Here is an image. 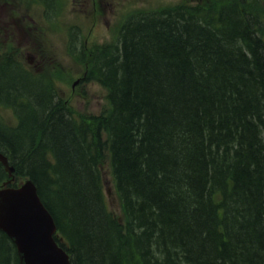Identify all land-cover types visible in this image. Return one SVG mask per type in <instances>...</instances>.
<instances>
[{
	"label": "trees",
	"instance_id": "obj_1",
	"mask_svg": "<svg viewBox=\"0 0 264 264\" xmlns=\"http://www.w3.org/2000/svg\"><path fill=\"white\" fill-rule=\"evenodd\" d=\"M244 1L178 5L131 24L120 49L96 47L86 78L107 87V114H76L51 79L0 61V104L16 116L0 120V149L71 264H264V6ZM17 261L0 232V264Z\"/></svg>",
	"mask_w": 264,
	"mask_h": 264
},
{
	"label": "rangeland",
	"instance_id": "obj_2",
	"mask_svg": "<svg viewBox=\"0 0 264 264\" xmlns=\"http://www.w3.org/2000/svg\"><path fill=\"white\" fill-rule=\"evenodd\" d=\"M13 5L5 9L0 6V32L6 29L10 34L15 35V28L20 20H29L32 22L28 30V37L17 36L19 44L23 45L26 41L22 52H31L37 62L41 61L42 68H48V62L54 73L59 76L57 92L60 97L68 101L73 112L76 114L93 113L97 114L108 108L106 101L107 91L104 87L94 82L82 84L76 87L72 93L71 82L82 72V67L78 65L66 53V38H63L62 32L67 26H77L80 29V39L84 42L83 32L89 29L90 19L94 15V8L90 11H84L83 3L88 0H60L57 12L52 21L51 27L44 24L42 11L34 0H12ZM97 8L103 9L105 14H101L99 26L94 29L96 37L93 42H102L111 36L113 23L119 20L122 13L120 9L113 10L107 7V0H96ZM119 2L117 7H121L131 2V0H113ZM182 0H132L131 9L154 10L163 6H172ZM92 6V0L90 1ZM51 19V20H52ZM106 21L108 23H106ZM70 24V25H68ZM108 25H111L109 28ZM118 26V25H114ZM42 29V32H41ZM41 32V33H40ZM9 35V33H8ZM39 36V37H38ZM15 39L16 37L13 36ZM83 52V51H81ZM72 93V94H71ZM3 119L7 123L14 122L13 116L8 111L2 112ZM103 193L105 194V204L107 209L118 218L121 217L120 202L114 190L113 179L109 164L103 167L102 175Z\"/></svg>",
	"mask_w": 264,
	"mask_h": 264
},
{
	"label": "water",
	"instance_id": "obj_3",
	"mask_svg": "<svg viewBox=\"0 0 264 264\" xmlns=\"http://www.w3.org/2000/svg\"><path fill=\"white\" fill-rule=\"evenodd\" d=\"M0 162L10 175L13 168L1 154ZM0 230L12 239L23 264H69L68 256L54 242L53 219L30 180L20 187L0 189Z\"/></svg>",
	"mask_w": 264,
	"mask_h": 264
},
{
	"label": "bare ground",
	"instance_id": "obj_4",
	"mask_svg": "<svg viewBox=\"0 0 264 264\" xmlns=\"http://www.w3.org/2000/svg\"><path fill=\"white\" fill-rule=\"evenodd\" d=\"M188 31V30H187ZM180 34V33H179ZM166 35V34H165ZM183 37V36H182ZM218 42V41H217ZM222 42V41H221ZM183 43V42H182ZM233 43V42H232ZM258 46V45H257ZM194 50V49H193ZM203 54V53H202ZM205 56V55H204ZM253 56V55H252ZM178 57V56H177ZM244 59V58H243ZM264 59V58H263ZM192 60V59H191ZM236 60V59H235ZM212 63V62H211ZM168 64V63H167ZM197 64V63H196ZM237 64V63H236ZM247 65V64H246ZM251 65V64H250ZM238 68V67H237ZM241 70V69H240ZM220 71V70H219ZM206 72V71H205ZM167 73V72H166ZM161 76V75H160ZM208 76V75H207ZM206 76V77H207ZM210 76V75H209ZM191 77V76H190ZM211 78V77H210ZM220 78V77H219ZM248 79V78H247ZM210 80V79H209ZM264 81V80H263ZM248 83V82H247ZM212 85V84H211ZM236 87V86H235ZM261 89V88H260ZM213 90V89H212ZM243 92V91H242ZM241 95V94H240ZM245 95V94H244ZM250 97V96H249ZM181 98V97H180ZM171 99V98H170ZM256 100V99H255ZM163 101V100H162ZM198 101V100H197ZM203 101V100H202ZM157 102V101H156ZM208 102V101H207ZM250 102V101H249ZM151 103V102H150ZM185 105V104H184ZM257 108V107H256ZM187 109V108H186ZM245 110V109H244ZM153 112V111H152ZM226 112V111H225ZM222 113V112H221ZM217 115V114H216ZM223 115V114H222ZM128 116V115H127ZM250 116V115H249ZM135 117V116H134ZM154 118H155V116H154ZM157 118V117H156ZM167 119V118H166ZM233 120V119H232ZM123 122V121H122ZM176 122V121H175ZM213 122V121H212ZM229 122V121H228ZM118 123V122H117ZM126 123V122H125ZM138 124V123H137ZM219 124V123H218ZM190 125V124H189ZM164 126V125H163ZM145 127V126H144ZM143 127V128H144ZM217 127V126H216ZM241 127V126H240ZM145 129V128H144ZM221 129V128H220ZM245 129V128H244ZM158 130V129H157ZM229 130V129H228ZM113 131H114V129H113ZM177 131V130H176ZM203 131H205V129L203 130ZM218 131V130H217ZM221 134V133H220ZM250 134V133H249ZM138 135V134H137ZM158 135V134H157ZM176 135V134H175ZM209 135V134H208ZM220 136H222V135H220ZM236 136H238V135H236ZM121 137V136H120ZM207 136H205V138H206ZM219 137V136H218ZM261 137V136H260ZM127 138V137H126ZM210 138V137H209ZM249 138V137H248ZM118 139V138H117ZM122 139V138H121ZM144 139V138H143ZM199 139V138H198ZM132 140V139H131ZM186 140V139H185ZM125 141V140H124ZM136 141V140H135ZM147 141V140H146ZM170 141V140H169ZM117 142V141H116ZM137 142H138V140H137ZM213 142V141H212ZM219 142V141H218ZM217 144V143H216ZM117 145V144H116ZM212 145H214V144H212ZM218 145V144H217ZM235 145V144H234ZM245 145V144H244ZM162 146V145H161ZM220 146V145H219ZM10 147V146H9ZM203 147V146H202ZM221 147H222V145H221ZM239 147V146H238ZM245 147V146H244ZM144 148V147H143ZM206 148V147H205ZM220 149V148H219ZM23 150V149H22ZM243 150H245V149H243ZM121 151V150H120ZM197 151V150H196ZM222 151V150H221ZM232 151V150H231ZM234 151V150H233ZM258 151V150H257ZM263 151V150H262ZM261 151V152H262ZM209 152V151H208ZM227 152V151H226ZM254 152V151H253ZM18 153V152H17ZM212 153H213V151H212ZM241 153V152H240ZM128 154V153H127ZM193 154V153H192ZM215 155V154H214ZM218 155V154H217ZM38 156V155H37ZM238 157H239V155H237ZM259 156V155H258ZM236 157V156H235ZM242 157V156H241ZM141 158V157H140ZM200 158V157H199ZM218 158H220V157H218ZM218 158H216V159H218ZM262 158V157H261ZM245 160V159H244ZM263 160V159H262ZM150 161V160H149ZM221 161V160H220ZM258 161V160H257ZM90 162V161H89ZM191 162V161H190ZM227 162V161H226ZM254 162V161H253ZM252 162V163H253ZM88 164V163H87ZM233 164V163H232ZM256 164V163H255ZM213 166V165H212ZM217 166V165H216ZM210 168V167H209ZM230 168V167H229ZM215 169V168H214ZM139 172V171H138ZM251 175V174H250ZM230 200H232V199H230ZM227 201H229V200H227ZM235 202V201H234ZM231 204H233V203H231ZM235 204V203H234ZM148 205V204H147ZM147 208V207H146ZM227 209V208H226ZM89 210V209H88ZM95 218V217H94ZM157 220V219H156ZM206 220V219H205ZM213 223V222H212ZM210 224V223H209ZM214 224V223H213ZM147 228V227H146ZM142 233V232H141ZM212 236V235H211ZM212 238V237H211ZM206 241H208V240H206ZM215 241V240H214ZM213 241V242H214ZM2 242V241H1ZM223 244V243H222ZM2 246V245H1ZM6 246V245H5ZM212 246V245H211ZM218 246V245H217ZM212 247H214V246H212ZM255 248V247H254ZM257 248V247H256ZM7 253H8V250L6 251ZM13 259V258H12ZM14 260V259H13ZM4 261V260H3ZM237 263V262H236ZM241 264V263H240Z\"/></svg>",
	"mask_w": 264,
	"mask_h": 264
},
{
	"label": "flooded vegetation",
	"instance_id": "obj_5",
	"mask_svg": "<svg viewBox=\"0 0 264 264\" xmlns=\"http://www.w3.org/2000/svg\"><path fill=\"white\" fill-rule=\"evenodd\" d=\"M92 1H94V3H95V0H92Z\"/></svg>",
	"mask_w": 264,
	"mask_h": 264
}]
</instances>
